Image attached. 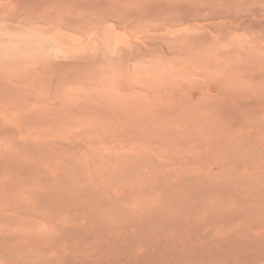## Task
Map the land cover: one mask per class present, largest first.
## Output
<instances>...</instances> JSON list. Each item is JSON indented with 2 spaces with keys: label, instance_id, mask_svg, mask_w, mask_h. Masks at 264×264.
I'll use <instances>...</instances> for the list:
<instances>
[{
  "label": "rangeland",
  "instance_id": "1",
  "mask_svg": "<svg viewBox=\"0 0 264 264\" xmlns=\"http://www.w3.org/2000/svg\"><path fill=\"white\" fill-rule=\"evenodd\" d=\"M0 264H264V0H0Z\"/></svg>",
  "mask_w": 264,
  "mask_h": 264
},
{
  "label": "bare ground",
  "instance_id": "2",
  "mask_svg": "<svg viewBox=\"0 0 264 264\" xmlns=\"http://www.w3.org/2000/svg\"><path fill=\"white\" fill-rule=\"evenodd\" d=\"M253 14V13H252ZM207 15V14H206ZM219 15V14H218ZM241 16V15H240ZM72 17V16H71ZM207 17V16H206Z\"/></svg>",
  "mask_w": 264,
  "mask_h": 264
}]
</instances>
